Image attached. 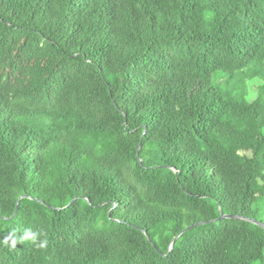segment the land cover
<instances>
[{
  "label": "trees",
  "instance_id": "16d2710c",
  "mask_svg": "<svg viewBox=\"0 0 264 264\" xmlns=\"http://www.w3.org/2000/svg\"><path fill=\"white\" fill-rule=\"evenodd\" d=\"M220 215L264 224V0H0V264H264L237 220L168 253Z\"/></svg>",
  "mask_w": 264,
  "mask_h": 264
},
{
  "label": "water",
  "instance_id": "95a60500",
  "mask_svg": "<svg viewBox=\"0 0 264 264\" xmlns=\"http://www.w3.org/2000/svg\"><path fill=\"white\" fill-rule=\"evenodd\" d=\"M140 147V146H139ZM139 149V148H138ZM140 162V160H139ZM22 199V197L19 198V200L17 201L16 203V206H15V212L18 208V204H19V201ZM73 201L70 202V204L72 203ZM69 204V205H70ZM15 212H14V215H15ZM223 220H237V221H244V222H248V223H251L253 225H256L260 228H262L264 230V224L256 221V220H253V219H250V218H247V217H242V216H236V215H220L216 220H213V221H207V222H199V223H196V224H193L187 228H185L183 231H181L175 238L172 239V241L170 242L169 244V247H168V253L172 250L173 248V245L175 243V241L182 235L184 234L185 232L189 231V230H192L196 227H199L201 225H204V224H208V223H212V222H219V221H223Z\"/></svg>",
  "mask_w": 264,
  "mask_h": 264
},
{
  "label": "clouds",
  "instance_id": "9594fccd",
  "mask_svg": "<svg viewBox=\"0 0 264 264\" xmlns=\"http://www.w3.org/2000/svg\"><path fill=\"white\" fill-rule=\"evenodd\" d=\"M12 239H11V246L15 247L17 240L15 238V234L12 233ZM21 241L23 240H29L31 241V243L33 244V246L37 249H44L47 246V238H46V234L42 233V232H34L32 231L30 228L29 229H25L24 235L23 237L20 238ZM5 243H8V240L6 238Z\"/></svg>",
  "mask_w": 264,
  "mask_h": 264
},
{
  "label": "rangeland",
  "instance_id": "374dc122",
  "mask_svg": "<svg viewBox=\"0 0 264 264\" xmlns=\"http://www.w3.org/2000/svg\"><path fill=\"white\" fill-rule=\"evenodd\" d=\"M218 76H220V74H218ZM258 190H261V189H258Z\"/></svg>",
  "mask_w": 264,
  "mask_h": 264
}]
</instances>
